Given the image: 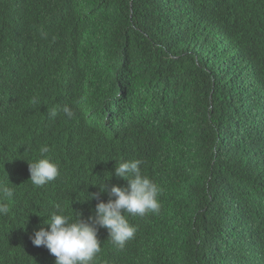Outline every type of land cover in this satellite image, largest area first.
Listing matches in <instances>:
<instances>
[{
  "label": "trees",
  "instance_id": "obj_1",
  "mask_svg": "<svg viewBox=\"0 0 264 264\" xmlns=\"http://www.w3.org/2000/svg\"><path fill=\"white\" fill-rule=\"evenodd\" d=\"M231 1L257 35H235L229 14L211 31L195 1L175 13L167 0H0V182L13 191L0 264H55L35 232L56 204L92 216L110 199L91 198L99 186L127 184L121 158L162 192L159 214L129 217L116 263L264 264V0ZM238 87L251 96L229 102ZM44 144L60 177L35 187Z\"/></svg>",
  "mask_w": 264,
  "mask_h": 264
},
{
  "label": "clouds",
  "instance_id": "obj_2",
  "mask_svg": "<svg viewBox=\"0 0 264 264\" xmlns=\"http://www.w3.org/2000/svg\"><path fill=\"white\" fill-rule=\"evenodd\" d=\"M192 1L198 4L195 16L203 21L201 25L210 26L211 31L219 26L221 14H229L234 16L235 35L256 34L255 31L248 29L253 23L254 14L247 5H237L231 0L222 1L215 8L202 7L207 0H167V3L170 11L176 13L177 8L180 11L182 5ZM260 42L257 39L250 45L263 47ZM244 94L247 93L240 87L233 88L232 97L228 100L231 102L234 97L241 98ZM208 97L209 101L213 99L211 92ZM214 107L215 105H212L208 110H213ZM62 111L69 119L75 115L73 109L67 105ZM51 114L55 115V110ZM49 151L47 144L41 145L39 156L34 160H28L29 180L35 187L45 186L60 177V165L47 155ZM142 163L139 159L121 158L116 161L114 174L118 178L127 180V184L125 186L113 184L109 187L106 183L99 186L100 192L92 193L91 198L98 199L101 193L108 192L110 199L107 202L99 200L92 216L82 218V215L78 214L76 219H72L65 214L64 207L56 204L55 211L44 221V224L50 227H41L36 231L32 237L33 244L37 247L45 246L55 256V264H118L116 261L119 253L134 238L137 231V227L130 222L129 217L137 215L144 217L148 213L159 214L161 209L159 196L162 189L155 180L143 174L140 167ZM12 196V189L0 182V215L10 212L8 201ZM256 204L264 205L260 202ZM99 229L108 234L105 241L108 244L104 248L98 237Z\"/></svg>",
  "mask_w": 264,
  "mask_h": 264
},
{
  "label": "bare ground",
  "instance_id": "obj_3",
  "mask_svg": "<svg viewBox=\"0 0 264 264\" xmlns=\"http://www.w3.org/2000/svg\"><path fill=\"white\" fill-rule=\"evenodd\" d=\"M252 70H253V69H252ZM249 74H250V73H249ZM251 76H252V75H251ZM238 88H239V87H238ZM9 93L11 94V92H9ZM10 94H9V95H10ZM127 102H128V101H127ZM126 104H127V103H126ZM121 112H122V111H121ZM0 120H1V118H0ZM234 121H236V120H234ZM234 121H232V122H234ZM229 123H230V122H229ZM255 202H257V201H254V203H255ZM254 203L250 202L251 205H253ZM225 215H226V214H225ZM223 216H224V215H223ZM223 216H222V218H223ZM224 219H225V218H224ZM235 239H236V238H235Z\"/></svg>",
  "mask_w": 264,
  "mask_h": 264
}]
</instances>
